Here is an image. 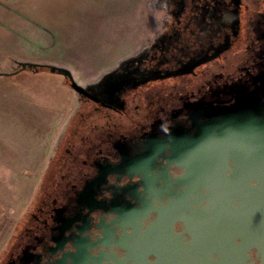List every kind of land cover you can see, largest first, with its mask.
Instances as JSON below:
<instances>
[{
    "label": "flooded vegetation",
    "instance_id": "af4514ba",
    "mask_svg": "<svg viewBox=\"0 0 264 264\" xmlns=\"http://www.w3.org/2000/svg\"><path fill=\"white\" fill-rule=\"evenodd\" d=\"M125 27L129 49L85 56L83 78L18 73L58 75L73 106L0 264H264L255 209L208 208L209 180L256 162L264 0H144Z\"/></svg>",
    "mask_w": 264,
    "mask_h": 264
},
{
    "label": "rangeland",
    "instance_id": "374dc122",
    "mask_svg": "<svg viewBox=\"0 0 264 264\" xmlns=\"http://www.w3.org/2000/svg\"><path fill=\"white\" fill-rule=\"evenodd\" d=\"M144 0H0V70L17 61L85 73L93 54L113 63L130 46L125 25ZM73 106L50 72L0 75V255L35 195L59 123Z\"/></svg>",
    "mask_w": 264,
    "mask_h": 264
},
{
    "label": "water",
    "instance_id": "95a60500",
    "mask_svg": "<svg viewBox=\"0 0 264 264\" xmlns=\"http://www.w3.org/2000/svg\"><path fill=\"white\" fill-rule=\"evenodd\" d=\"M47 66L50 68L52 72H64V73H70L71 70L59 66L56 64H43L39 62L34 61H17V65L14 67L11 71H2L0 70V75H15L18 74L21 71L25 70H33V69H39V67ZM264 93V84L260 87H257L256 89V95L258 97L259 94ZM261 104H264L262 101ZM253 112H255V115L257 117L255 118V160L256 162L251 165L252 163L248 164L249 157L245 155L244 163L238 162L236 168L234 169L232 175L233 177L225 182H217V181H211L209 180V188L213 191H218L220 193L214 194L213 196H209L210 203L208 204V208H226V207H234L232 204V199L234 197H237L240 201V206L245 208H254L255 209V219L251 222V216L253 215V212L251 211H245L244 213L241 212L240 214L242 216H245L247 218L249 216V219H244L243 222L245 223V228L250 229V226H253L254 231V238H264V105H257L256 111L252 109ZM263 132V134H261ZM226 145V142L224 143ZM209 177L207 180L212 177L214 178L217 173L209 171ZM257 181L255 185H251L250 182ZM250 181V182H249ZM216 183H218V186H216ZM210 190V191H211ZM232 211H229V213H226V211H217L214 215H206V217L209 219L208 222L212 221L215 222L216 225H218V222L221 221L220 218H222V215L231 214ZM233 216V215H232ZM231 216V217H232ZM214 218L211 220L210 218ZM232 221V220H230ZM223 222V220L221 221ZM240 229V226H237V231ZM216 231L220 232L217 229ZM248 236H245V239H248ZM165 261L162 259L160 261V264H163ZM175 262H178L177 260ZM165 263H169L168 261ZM174 263V262H170Z\"/></svg>",
    "mask_w": 264,
    "mask_h": 264
}]
</instances>
